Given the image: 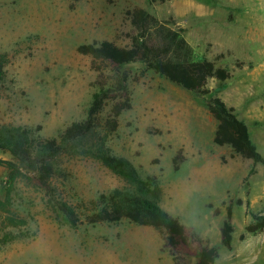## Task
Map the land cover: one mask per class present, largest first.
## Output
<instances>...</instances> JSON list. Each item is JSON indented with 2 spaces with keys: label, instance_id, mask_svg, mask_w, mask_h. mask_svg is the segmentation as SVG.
Returning a JSON list of instances; mask_svg holds the SVG:
<instances>
[{
  "label": "rangeland",
  "instance_id": "1",
  "mask_svg": "<svg viewBox=\"0 0 264 264\" xmlns=\"http://www.w3.org/2000/svg\"><path fill=\"white\" fill-rule=\"evenodd\" d=\"M136 7L183 30L197 58L223 55L216 66L226 67L231 78L209 79L206 87L248 125L264 159V0H0V53L9 57L0 81V126L28 128L48 139L83 120L97 74L77 48L105 40L129 46L128 12ZM121 69L128 74L131 109L114 131L105 127L111 105L100 115L106 145L141 177L159 180V206L218 250L214 264H264V228L245 232L255 215H264V163L214 143L217 121L206 96L170 83L143 63ZM0 159L12 157L0 151ZM28 176L10 184L8 168L0 165V264L197 261L198 244L172 256L153 227L127 220L87 224L101 194L126 187L98 162L62 157L52 193ZM57 201L76 211L78 227L66 224ZM225 222L233 226L229 249L221 245Z\"/></svg>",
  "mask_w": 264,
  "mask_h": 264
},
{
  "label": "trees",
  "instance_id": "2",
  "mask_svg": "<svg viewBox=\"0 0 264 264\" xmlns=\"http://www.w3.org/2000/svg\"><path fill=\"white\" fill-rule=\"evenodd\" d=\"M133 35L127 47L111 41L80 45L77 52L89 56L97 76L93 83L95 91L83 120L72 122L57 137L41 139L31 129L15 126H0V151L8 152L12 160L3 161L9 170V182L19 178L32 180L47 193L53 192V180L64 156L87 158L98 162L113 175L126 183L122 190L115 189L101 194L100 208L88 214L85 222L90 225L117 224L122 220L137 226L153 227L164 235V247L172 256L180 249L198 244L194 264H214L218 258L215 247L204 245L195 231L184 226L178 218L166 213L158 204L160 182L156 177H141L127 159L115 155L106 145V137L100 136V115L111 105L105 127L114 131L123 112L131 109L128 91V74L121 68L134 63L145 64L148 70L170 83L208 98L207 107L217 121L214 143L228 146L232 152L254 163L264 159L252 142L248 125L238 118L233 108L207 89L209 79L225 82L231 78L226 67L216 66L215 61L199 59L183 36V30L173 29L169 20L161 21L142 8L128 12ZM9 63L7 53H0V81ZM40 130V126L37 127ZM95 134L97 135L94 138ZM177 163V158L174 159ZM175 170L178 165L175 164ZM58 210L71 228L82 222L76 211L65 202L57 201ZM241 204L240 201L237 202ZM216 209L215 213L218 214ZM232 215L227 207V217ZM264 228V215H255L245 232L253 234ZM233 226L225 222L221 229V245L231 247Z\"/></svg>",
  "mask_w": 264,
  "mask_h": 264
}]
</instances>
